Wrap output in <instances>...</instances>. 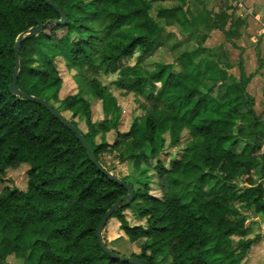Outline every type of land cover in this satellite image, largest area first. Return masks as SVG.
I'll return each instance as SVG.
<instances>
[{"label":"trees","instance_id":"obj_1","mask_svg":"<svg viewBox=\"0 0 264 264\" xmlns=\"http://www.w3.org/2000/svg\"><path fill=\"white\" fill-rule=\"evenodd\" d=\"M49 1L66 24L49 25L22 42L16 83L22 94L61 114L26 85L36 79L41 88L52 86L57 102L62 86L57 62L62 61L75 73L77 93L58 103L72 121L84 120L85 141L116 132L111 147L88 144L100 164V153L131 138L135 125L118 131L121 109L97 80L99 74H116V87L137 100L143 115L134 145L142 146L144 162L166 146H180L186 136L178 159L168 168L159 162L154 167L160 198L148 194L149 184L136 189L121 180L134 190V200L123 201L111 219L131 243L142 240L139 254L130 258L144 264H160L157 257L164 258L162 264H244L260 240V235L249 238L255 222L246 225V215L264 222V188L252 179L239 185L252 170L264 179V134L246 92L247 79L241 75L228 82L231 66L202 47L203 35L196 49L172 62L147 64L161 48L163 34L180 38L189 29V35H199L193 16L181 7L153 12L152 3L161 0ZM206 16L213 20L211 29L223 30L224 13ZM59 19L44 0H0V183L6 184L9 171L25 166L26 184L25 190L4 185L0 191V264H128L106 255L96 239L102 217L125 190L98 172L75 135L44 107L10 91L15 44L31 28ZM135 54L136 64L124 66ZM35 55L44 60L43 68L34 67ZM94 101L102 114L99 123L92 121ZM109 110L116 115L111 126L104 119ZM126 210L146 227H130ZM232 235L241 237L235 248Z\"/></svg>","mask_w":264,"mask_h":264},{"label":"rangeland","instance_id":"obj_2","mask_svg":"<svg viewBox=\"0 0 264 264\" xmlns=\"http://www.w3.org/2000/svg\"><path fill=\"white\" fill-rule=\"evenodd\" d=\"M226 1V8H230L231 11H235L237 9V5H235L234 1L232 0H225ZM244 3V1H243ZM245 6V5H244ZM254 9L257 11H264V0L262 3L257 4L254 6ZM153 12H156L153 10ZM220 15V14H219ZM226 15V14H225ZM228 17V15H226ZM226 17V18H227ZM212 18H208L210 25ZM264 21V17H263ZM220 26L225 27L223 23ZM251 28L257 29L254 23L250 25ZM189 29H185L183 31L184 36L182 38H178L175 34L173 36L163 34L159 43H161V48H159L151 57L147 59L148 65H153L154 63H170L173 59L177 58L183 52L192 51L197 48L198 43L200 42V36H205V32H200L199 35H189ZM222 40V39H221ZM205 44V40L202 43ZM205 47V46H204ZM213 53H216L214 49H208ZM49 53L48 50H46ZM217 54V53H216ZM218 55V54H217ZM219 56V55H218ZM36 59V63L34 67L36 69L43 68L44 60L40 58V55L34 56ZM138 55L135 54L133 57L129 58L128 60L124 61V66H134L137 62ZM234 57V56H233ZM221 62L223 64L230 65L229 62L224 61V57H220ZM233 65H235L234 60H232ZM248 66V64H247ZM251 68L245 67L247 73L255 70V58H252V63L250 64ZM57 68L62 79V86L58 92V101L56 102L52 94L54 92V88L52 86L41 88L39 82L36 79H29L26 85V88L29 91L36 90L37 95L41 96V98H45L48 100L50 104L54 108H56L62 116L68 121L72 122V124L78 129V131L82 135H87V127L84 123V120H71V114L63 110V107L59 101H62L65 97L69 95H73L77 93V86L73 80V76L75 75L74 72H69L62 61L57 62ZM238 70H236V66H234L233 71L230 70L227 73L228 82L232 80H236L235 76H237ZM97 80L106 88V91L112 94L118 102V105L121 109V113L119 114V126L118 131L120 133H126L129 131L132 125L134 126V133L128 140L124 141L116 148H109L113 145L115 141L116 132L110 131L106 135L103 133H99L92 138L88 139V144L92 147L108 144V149L102 151L99 155L100 161L102 162L103 166L110 172L114 177L119 180H125L129 183H132L136 189L142 188L140 182L145 184H149L150 191L148 194L152 197L160 198L161 192L159 189V178L157 177L156 172L154 171V167L156 166L157 162L161 163L165 168H168L170 162L172 160L178 159L182 148L185 145L186 136L180 146L171 148L166 146L164 152L161 153L157 158L149 159L147 162L142 160L140 152L142 151V146L137 150L135 148L134 142L140 138L141 135V123L142 122V115L143 112L139 108V104L137 100L131 95L124 94L123 91L118 89L115 85V81L117 80L116 74H99L96 76ZM159 84L155 85V88H158ZM214 98L215 96H211ZM139 101V100H138ZM98 102L94 101L92 103V121L93 123H99L102 120V114L100 109L98 108ZM262 109V106H261ZM261 110L258 107V113ZM116 115L112 110H109L105 115L106 124L111 126L115 120ZM118 117V116H117ZM253 142V139L251 140ZM166 143L168 141L166 140ZM148 147V146H147ZM150 149L146 152H148ZM131 155H136V158H131ZM142 160V161H141ZM7 180H4L6 184L0 183V191L4 185L13 186L19 190H25V166L19 167L17 170L9 171L6 176ZM246 179H252L256 183H260V185L264 188V179L260 178L258 170H252L247 176H243L240 179V186H242L243 182ZM242 213H244L243 209H240ZM125 215V219L128 222L130 227H146L145 221L140 220L138 215L131 210H126L123 212ZM246 225L249 226L252 222H255L254 226L252 227V233L249 235V238H253L256 235H260V240L253 244L249 255L244 260V264H264V222L258 219L251 220L246 215ZM103 237L106 241L107 246L109 249H112L119 253L122 257H130L131 255L139 254V245L142 240H139L137 243H131L125 234L120 229V223L115 219H111L107 224L104 232ZM238 237H232L233 245L238 241ZM234 248V246H233ZM237 251V250H236ZM164 258L157 257V262L162 264V260ZM10 263H15L14 259H9Z\"/></svg>","mask_w":264,"mask_h":264},{"label":"crops","instance_id":"obj_3","mask_svg":"<svg viewBox=\"0 0 264 264\" xmlns=\"http://www.w3.org/2000/svg\"><path fill=\"white\" fill-rule=\"evenodd\" d=\"M262 2L263 0H244L247 12L251 13L248 16L226 8L225 0H161L152 3V9L159 11L181 7L183 11L190 12L199 32L206 34L204 36L205 44L202 47L205 46L204 48L207 50L214 49L219 56L224 57V61L229 62L231 66L228 72L233 71L234 66H236L238 73L234 79L238 80L241 75L247 79L246 92L254 100L253 109L259 118V130L264 134V33L261 32L259 25V22H264V11L254 9V6ZM204 12L212 15L222 13L228 15L224 29L222 31L211 29L209 21H206L209 16L202 17ZM253 23L257 29L251 28L250 25ZM226 33H229V36H226ZM182 37L180 36V38ZM252 58H255L256 67L255 70L247 73L243 66L245 65L248 69L251 68ZM232 60H234L235 65L231 62ZM240 69L242 73H240ZM217 89H214L213 95H216ZM258 107L261 110L259 113ZM142 183L140 182V185ZM233 236L238 237V241L241 237L237 235L230 237L231 245L235 248L238 241L233 245Z\"/></svg>","mask_w":264,"mask_h":264},{"label":"water","instance_id":"obj_4","mask_svg":"<svg viewBox=\"0 0 264 264\" xmlns=\"http://www.w3.org/2000/svg\"><path fill=\"white\" fill-rule=\"evenodd\" d=\"M46 5L49 7L53 8L59 15L60 19L58 21H48L45 24L38 25L36 27L31 28L28 33L22 37L14 46L13 51H14V70H13V83L10 86V91L15 95V96H22L23 98H26L42 107H44L50 115L56 119L61 125H63L66 129H68L73 135H75L76 139L78 142L81 144L83 149L87 152L89 159L91 163L97 168L98 172L101 173L104 177L107 179L113 181L115 184L123 188L126 192V196L119 198L106 213L102 217L97 229H96V239L98 246L101 248V250L106 254L111 256L112 259L118 260L124 263L128 264H144L141 260L139 259H134L130 257H122V256H117L112 252L109 247L106 246L104 240H103V232L105 230V227L108 223V221L111 219V217L118 211L119 208L122 207V202L126 201V205H129L131 202L134 200V190L125 182H122L121 180L117 179L114 177L110 172H108L102 164H100L97 159L94 157L88 143L85 141L83 138V135L78 131V129L74 126H72L61 114L57 113L48 103H46L44 100L31 97V96H26L22 94L18 88H17V77H18V71H19V49L23 41L29 38H33L41 34L46 27L52 24H56L57 26H63L66 24V19L63 13L55 6L53 5L49 0H44Z\"/></svg>","mask_w":264,"mask_h":264},{"label":"built area","instance_id":"obj_5","mask_svg":"<svg viewBox=\"0 0 264 264\" xmlns=\"http://www.w3.org/2000/svg\"><path fill=\"white\" fill-rule=\"evenodd\" d=\"M234 1L235 5H237V9L235 11H238V13H242L243 15H250V12H247V9L244 6L243 1L244 0H232ZM259 25L261 27V32L264 33V22H259Z\"/></svg>","mask_w":264,"mask_h":264}]
</instances>
